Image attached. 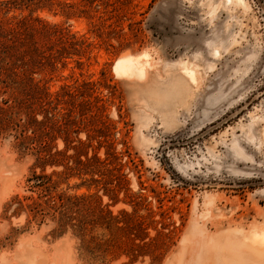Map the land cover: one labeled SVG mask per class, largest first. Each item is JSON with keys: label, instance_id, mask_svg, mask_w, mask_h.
<instances>
[{"label": "rangeland", "instance_id": "374dc122", "mask_svg": "<svg viewBox=\"0 0 264 264\" xmlns=\"http://www.w3.org/2000/svg\"><path fill=\"white\" fill-rule=\"evenodd\" d=\"M10 1L74 38L0 68V264H264V0Z\"/></svg>", "mask_w": 264, "mask_h": 264}, {"label": "trees", "instance_id": "16d2710c", "mask_svg": "<svg viewBox=\"0 0 264 264\" xmlns=\"http://www.w3.org/2000/svg\"><path fill=\"white\" fill-rule=\"evenodd\" d=\"M15 1V0H14ZM13 2L8 0L7 3ZM93 3V0H91ZM73 5L64 3L62 5L63 11L67 15H71V12H69V7H72ZM35 20L41 22L38 25H29L27 21H23V23L15 28H11L10 30H1L0 29V36H10V39L13 41L15 44H21L22 46H26V50L24 51L25 53L21 55V57L13 55V54H8L4 56L3 58H10V59H15V61L9 62V67L6 66H0L2 71H6V74L12 75L16 74L13 71V67L15 65V68L19 66V64H22L21 66L24 67L23 70L25 71L24 74H26L29 70L30 64H38L43 62V59H49L48 61L51 63V65H55L54 62L55 59L59 58V54L62 51H56L57 54H52V50L54 49L55 42L64 45L63 49L66 50L65 45L71 41V38H74V36L71 37V35L65 30V28L57 25V24H49L47 22H44L40 18H36ZM3 33L5 35H3ZM37 36H41L40 38H37ZM38 39V40H36ZM44 40L43 46H40V41ZM54 41V45H50L51 41ZM78 44V43H75ZM15 47V45H14ZM6 51H4L5 53ZM29 56L28 60H25L24 57ZM1 61V60H0ZM17 64V65H16ZM8 71V72H7ZM16 99V98H15ZM50 119H48V122ZM41 123V122H40ZM45 136L50 137L52 131L48 130L47 132L45 131ZM47 140V139H46ZM46 140H41L40 142V148H39V160L40 162H47L50 160H55L58 159L57 156H62L63 160H68L70 158L69 155L65 154V152H54V153H49L45 148L47 147L45 143ZM47 143V141H46ZM45 152V153H44ZM98 159V158H95Z\"/></svg>", "mask_w": 264, "mask_h": 264}, {"label": "bare ground", "instance_id": "6f19581e", "mask_svg": "<svg viewBox=\"0 0 264 264\" xmlns=\"http://www.w3.org/2000/svg\"><path fill=\"white\" fill-rule=\"evenodd\" d=\"M147 53H142L141 55H131V54H125L122 57H120L115 64V68L123 73H127L128 76L132 70H136L139 73L143 72L145 69L144 63L142 61V57H147ZM147 64V63H146ZM188 70V69H187ZM129 72V74H128ZM120 74V73H119ZM135 74V73H134ZM133 74V75H134ZM192 75V74H191ZM190 76V75H189ZM193 79V77H192ZM260 234V233H259ZM264 235V233H263ZM263 239V238H262ZM264 241V240H263ZM262 242V241H261Z\"/></svg>", "mask_w": 264, "mask_h": 264}]
</instances>
